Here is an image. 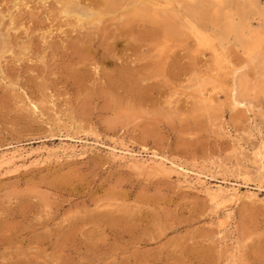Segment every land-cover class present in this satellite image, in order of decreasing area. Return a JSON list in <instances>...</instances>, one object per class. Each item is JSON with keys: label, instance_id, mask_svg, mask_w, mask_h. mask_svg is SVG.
Masks as SVG:
<instances>
[{"label": "rangeland", "instance_id": "rangeland-1", "mask_svg": "<svg viewBox=\"0 0 264 264\" xmlns=\"http://www.w3.org/2000/svg\"><path fill=\"white\" fill-rule=\"evenodd\" d=\"M262 29L264 0H0V264H264Z\"/></svg>", "mask_w": 264, "mask_h": 264}, {"label": "bare ground", "instance_id": "bare-ground-1", "mask_svg": "<svg viewBox=\"0 0 264 264\" xmlns=\"http://www.w3.org/2000/svg\"><path fill=\"white\" fill-rule=\"evenodd\" d=\"M77 19H79V18H77ZM79 21V20H78ZM226 28V27H225ZM263 30V29H262ZM250 31V30H249ZM259 33H257V32H253V31H250L249 32V34H248V36H244L243 37V35H241V39H242V42L244 43V46H245V48L248 50V52L249 53H251L255 58H261V59H264V30L263 31H258ZM245 37H248V38H245ZM242 47H243V45H242ZM260 49H262L263 51L261 52V54H258L257 52L260 50ZM244 52H246V51H244ZM258 54V56H255V55H257ZM251 59H253V57L251 58ZM260 60V59H259ZM254 61H255V59H254ZM257 62H258V60H257ZM263 63V62H262ZM260 64V63H259ZM264 66V65H263ZM262 67V66H261ZM263 69H264V67H262ZM261 74V73H257V76L259 77V75ZM256 79H257V77H256ZM259 79V78H258ZM243 81V80H242ZM241 82V81H240ZM238 83V82H237ZM242 83V85H244V83L243 82H241ZM246 84V83H245ZM247 85V84H246ZM252 85V84H251ZM236 86H237V88H238V85L236 84ZM252 86H254V85H252ZM247 87V86H246ZM236 88V87H235ZM244 88V87H243ZM254 88L256 89V90H259V92H262V93H264V73L262 74V76L260 77V79L256 82V84H255V86L253 87V90H254ZM249 89V88H248ZM244 90V89H243ZM247 91V90H246ZM241 93V92H240ZM243 93V92H242ZM232 101L233 102H235V103H239V99L238 98H236V96L233 94V98H232ZM263 143V142H262ZM115 150V149H114ZM64 153V152H63ZM256 156H257V160H258V163H259V165H260V170L263 172V176H264V143L262 144V146L260 147V150H259V152L256 154ZM154 157H157L156 155H154ZM12 158H14V157H12ZM158 158V157H157ZM160 161V160H159ZM153 162V161H152ZM4 163V162H3ZM2 163V164H3ZM157 163V162H156ZM158 164H159V162H158ZM160 164L161 165H163V162H160ZM160 164H159V166H160ZM174 166V165H173ZM163 167V166H162ZM262 188V187H261ZM221 190V189H220ZM220 190H218L216 193H211V194H209V198H210V201H211V203H214V204H218L219 202L221 203V201H224V197H225V195H224V193H225V191L223 190V191H220ZM262 191H264L263 189H261ZM228 192V191H227ZM226 192V193H227ZM236 192V191H235ZM234 192V193H235ZM236 194L237 193H235V196H236ZM231 195H232V193H231ZM229 196L228 195V197H229V200H231L230 198H234V196ZM237 198V197H236ZM237 199H239V198H237ZM228 201V200H227ZM226 201V202H227ZM232 201V200H231ZM235 201H237L236 199H235ZM219 203V204H220ZM223 203V202H222ZM225 208V207H224Z\"/></svg>", "mask_w": 264, "mask_h": 264}]
</instances>
